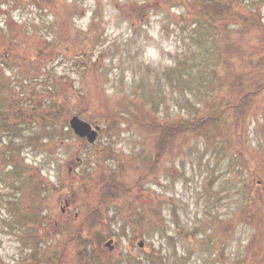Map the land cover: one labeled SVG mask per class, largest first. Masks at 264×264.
<instances>
[{"label":"rangeland","instance_id":"1","mask_svg":"<svg viewBox=\"0 0 264 264\" xmlns=\"http://www.w3.org/2000/svg\"><path fill=\"white\" fill-rule=\"evenodd\" d=\"M62 1L71 3L63 6L64 11L74 12L71 26L59 22L62 14L56 13V4L45 9L37 0H0V32L9 38L21 30L25 38V42L17 40L18 53L34 47L33 34L42 39V46L52 40L61 44L55 61L46 62L39 79L30 82L28 67L16 59L18 55H8L5 84L18 94L20 85L11 84L12 80L25 79L44 92L42 80L58 81L73 101L69 116L82 118L83 110L99 111L104 120L100 125L109 130L89 144L70 127H53L58 132L54 134L49 132L51 127L34 120L0 136V254L7 261L15 260L22 247L8 202L23 195L26 165L40 168L56 186L64 185V205L68 182L85 167L100 165L105 172H118L120 178H133L135 166L129 167L126 161L146 146L147 134L156 138L151 128L132 127L128 114H135L140 102L145 118L156 116L161 123H174L198 111L222 107L226 101L218 95L231 94L225 63L217 69L221 80L214 71L221 55L229 56L227 39L207 33L211 30L206 24L196 27L186 14L188 0ZM261 11L264 15V3ZM72 26L76 34L79 30L83 34L80 40L72 37L71 44H64ZM86 34L90 41H84ZM67 46L72 47L70 52ZM77 53L89 55L97 62V70L87 75L85 65L74 56ZM190 67L194 71L188 76ZM106 105L127 112V120L107 112ZM242 134L246 144V124ZM172 141L174 149L143 186L145 205L150 208L143 236H134L130 227L122 230L124 221H129L122 213L110 223L114 248L105 246L109 238L101 246L143 260L157 250L164 259L153 258L154 264H264L263 207L255 212L248 195L263 193L262 159L258 156L259 162H250L246 148L237 149L240 145L226 129L213 141L195 134ZM247 141L264 154V129L257 123L248 128ZM110 210L113 216L115 210Z\"/></svg>","mask_w":264,"mask_h":264},{"label":"trees","instance_id":"2","mask_svg":"<svg viewBox=\"0 0 264 264\" xmlns=\"http://www.w3.org/2000/svg\"><path fill=\"white\" fill-rule=\"evenodd\" d=\"M37 1L45 9H48V5L56 4V13L62 14L59 22H67L71 26L74 12H69L68 8L66 11L63 9L65 4L71 3H64L62 0ZM244 2L246 0L185 1L186 14L194 20L196 27L206 24L211 30L206 31L207 33L217 34L219 39L220 36L227 39L226 52L229 56L222 54L214 69L220 80L218 67L225 63L228 69L231 80L229 78L227 85L232 88L231 94L218 95L226 103L218 109L198 111L179 122L161 123L156 116L145 118L140 102L138 111L128 114L132 127L135 129L138 128L137 125H141L147 129L151 128L156 132V138L147 134L146 146L126 161L129 167L135 166L133 178H120L118 172H105L100 165L85 167L82 174L68 182L65 197L70 200V206L67 214L62 212L61 205V189L63 190L64 185L56 186V183L42 174L40 168L36 170L34 166L26 165L27 179L21 188L23 195L8 202L18 223L16 229L19 228L21 251L13 261H7L0 254V264H154V259L162 262L163 255L157 250L150 253L152 258L143 260L126 257L118 250L108 252L101 243L110 238V223L116 215L122 213L129 217V221L122 224V230L126 231V228L130 227L134 236H143L150 213V208L145 205L143 186L154 175L156 165L158 166L174 149L172 139L180 135L195 134L213 141L226 129L240 145L237 149L245 151L246 148V156L250 162H259L258 156L264 162V154L247 143L248 128L253 123L264 129V15L261 11L264 0H249V5ZM20 31L17 30V33L9 38L0 32V136L4 131L11 129H14L13 133L17 132L22 123L34 120H40L43 125L51 127L50 133H58L54 130L57 127L69 130L70 103L73 101L66 97L58 81L42 80L47 88V92H44L32 83H25V79L21 78L17 83L12 80L11 84L14 82L15 85H20L18 94H14L11 87L5 84L3 68L8 62V55H18L16 59L28 67L30 82L39 79L42 66L46 62L55 61L58 55L56 49L61 47L55 40L42 46L39 43L42 39L33 34L37 44L34 43V47H27L18 53V41L25 42ZM78 33L76 34L73 26L69 27V37L64 39V44H71L72 37L80 40L83 32L79 30ZM89 39V34H86L84 41ZM200 42L204 44L203 40ZM67 50L70 52L72 47L67 46ZM80 54L81 56H78ZM74 56L85 65L87 75L97 70V62L89 55L85 57L82 53H77ZM194 68H189L188 76ZM227 89L228 87L226 93ZM44 94L49 98H45ZM107 107V112L115 113L120 121L127 120V112L114 111L109 105H106ZM95 111L83 110L79 114L93 124H101L104 122L102 115ZM120 121L115 119V122ZM245 124L246 144L242 134ZM108 130L107 125L102 127V133H108ZM262 191L257 197H253L251 192L248 194L250 205H253L255 212L261 207L264 212V190ZM111 208L115 210L113 216H110ZM257 249L258 246L254 253ZM258 257L255 256L256 259Z\"/></svg>","mask_w":264,"mask_h":264},{"label":"water","instance_id":"3","mask_svg":"<svg viewBox=\"0 0 264 264\" xmlns=\"http://www.w3.org/2000/svg\"><path fill=\"white\" fill-rule=\"evenodd\" d=\"M69 124L75 134H77L79 137L86 138L90 143H93L96 140L98 135L97 129L93 128L92 125L85 119L79 117L78 115H73L69 119ZM112 242V239H109L105 242V246H108L110 250L114 248ZM139 246H143V242H140Z\"/></svg>","mask_w":264,"mask_h":264},{"label":"flooded vegetation","instance_id":"4","mask_svg":"<svg viewBox=\"0 0 264 264\" xmlns=\"http://www.w3.org/2000/svg\"><path fill=\"white\" fill-rule=\"evenodd\" d=\"M62 212L67 214L69 212V209L67 208L66 211H62Z\"/></svg>","mask_w":264,"mask_h":264}]
</instances>
